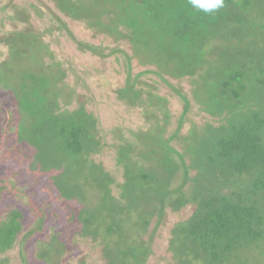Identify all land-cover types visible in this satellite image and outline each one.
I'll list each match as a JSON object with an SVG mask.
<instances>
[{"label":"trees","instance_id":"obj_1","mask_svg":"<svg viewBox=\"0 0 264 264\" xmlns=\"http://www.w3.org/2000/svg\"><path fill=\"white\" fill-rule=\"evenodd\" d=\"M50 1L62 15L97 31L98 25L105 23L102 34L121 35L122 40L141 37L136 44L145 59L142 64L154 67L148 72L162 76L163 84L169 87L172 83L162 72L177 79H200L201 72H214L211 88L206 86L212 97L205 109H216L222 124L195 125L203 131L193 144L177 150L172 143L181 146L180 127L190 120L188 115L194 109L188 97L174 89L184 104L174 135L165 136L169 121L162 119L151 131H132L124 144L117 145L116 162L123 170V179L118 181L94 159L109 146L99 118L76 103L83 94L66 81L63 62L54 60L56 54L43 40L44 32H54V27H30L29 34L1 32L0 49H6L7 54L1 51L8 55L0 63V112L5 118L2 133L7 128L9 134L15 133L18 144H25L20 169L36 178L48 174L57 201L76 205L70 211L75 212L82 238L101 240L99 245L109 264H147L153 255L150 230L155 233L169 211L177 213L188 205L194 207L192 213L171 229L170 264H264V96L255 100L252 95V103L231 88L250 72L264 81V20L248 24L250 30L244 22L263 0H225V8L232 10L238 26L221 39L223 48L215 50L216 36L202 37V33L219 25L220 10L206 15L191 8L188 0ZM21 9L14 6L16 16L22 14ZM34 10L42 17L41 9ZM49 13L58 21L57 30H68L57 13ZM16 16L12 20L19 21ZM248 33L256 45L253 56L251 44L247 45ZM68 34L79 50L104 55L105 48L78 40L70 30ZM132 59L128 58V73L133 69ZM226 73L231 74L224 76ZM137 83L149 91L156 89L153 83ZM139 91L128 81L119 90V97L126 105L124 98H139L137 106L143 110L145 100ZM157 102L161 106L153 110V118L162 114L159 109L164 100ZM135 137L142 138L139 144ZM134 151L143 152L141 159L133 156ZM149 154L157 160L148 162ZM7 184L0 177V202ZM115 189L117 195L113 194ZM21 217V212L14 210L0 220V264H10L4 255L18 241L23 229ZM48 254L44 250L41 259ZM22 258L26 264V255Z\"/></svg>","mask_w":264,"mask_h":264},{"label":"rangeland","instance_id":"obj_2","mask_svg":"<svg viewBox=\"0 0 264 264\" xmlns=\"http://www.w3.org/2000/svg\"><path fill=\"white\" fill-rule=\"evenodd\" d=\"M15 5L21 6L23 9H21L22 14L20 16H16L18 11L14 10ZM263 7L264 0L259 1L249 17L244 20L249 27L248 30H250L248 24H258L264 20ZM35 8L41 9L42 17L36 15ZM229 9V7L222 8L218 16L219 25L205 29V32L202 33V37L216 36L213 39H216L218 45L214 50L222 49L221 39L226 36V33L232 34L235 27L238 26V22L232 18V10ZM50 10L61 17L63 22L67 24L68 30L78 40L105 48L104 55L98 56L89 51L79 50L77 44L69 37L68 30L65 29L61 32L56 29L58 21L51 19ZM14 15L16 18L20 17V20H12V18H15ZM98 26H100V30L97 31L95 28L87 26L86 23L71 20L66 15H62L56 8L55 3L50 0H0V33L4 32V34L10 35L12 31L16 30L23 34H29L30 27L39 28L40 30L54 27V32H44L43 40L48 45L51 53L56 54L57 59L54 58V60L63 62L61 66L66 71V81L80 94H83L81 98L76 100V103L83 104L82 106L86 107L87 112L99 118L101 132L107 135L105 141H108L109 146L105 148L102 154L95 156L94 159L116 176L118 181L122 180L123 170L116 162L118 158L117 145L130 138L132 131L133 134H138L140 129L144 132H148V129L151 131L155 128L156 123L162 119L165 120L164 123L169 121L165 125L168 132L165 136L168 137L171 134L168 137L170 138L174 135L173 130L176 129L178 119L184 109V104L174 89L185 94L194 109L188 115L187 120H190L181 131L182 134L191 136L190 141H194L196 135L203 131L202 129H196L195 125L205 127L208 124V126L217 127L222 124L220 117L214 113L217 112L216 109H205L206 104H209L212 97L209 95L206 86L207 84L211 85L214 72L207 70V75L201 72L200 79L190 77L177 79L162 72L163 77L172 83L171 89L165 83L163 84L162 76L155 72H148L149 70L153 71L154 67H147L142 64L145 59L136 44L141 37H126L123 40L121 39L123 36L117 34L110 37L100 33L104 32L105 23ZM248 30L246 31L249 32ZM248 35L249 42H246L247 45L251 44V56H253V54H256L254 52L256 45L253 44L254 39L251 33H248ZM230 40L234 41L233 38ZM259 46H262L261 43H259ZM1 50L5 53L6 49H0V63L8 57V55L7 57L5 55L7 53L3 54ZM130 57L133 58L130 63L133 69L128 73V58ZM71 69H73L72 72ZM140 74H142L141 78L137 77ZM230 74L223 75L230 76ZM137 80L153 83L156 89L151 90V92L146 86L138 85ZM128 81L131 86H134L135 90H140L141 99L145 100L143 110L137 106L139 98L134 99L133 96L131 99V97L124 98L122 96L127 99L125 100L127 105L120 99L119 90ZM263 83L261 77L250 72L231 88L236 94L240 93L248 102H252L254 101L252 95L255 96V100L261 94L264 96ZM260 87L263 89H260ZM196 93L201 94L203 97H199ZM240 94H238V97L241 96ZM221 96L225 97L227 95L221 93ZM217 97L219 95H216ZM85 99L87 100L85 101ZM157 99L164 100L162 108L159 109L162 114L153 118V110L161 106ZM4 106L9 112H13L12 106L7 103ZM163 114L164 118L162 117ZM4 120V114L0 112V177L5 178V183H8L1 194L0 220L4 219L9 212L18 210L22 214L21 220L23 223V229L19 234L16 245L4 257L8 258L10 264H25L23 263L22 254L26 255V264H107L102 256L101 246L90 239L82 238L81 226L74 219L75 212L70 211L76 205L65 206L57 201V194L50 184L51 180L48 174L36 178L20 169L18 162L23 155L25 144H18L13 137L15 133L9 134L7 128L2 133ZM170 123L171 125L168 126ZM141 139V137H135L138 144ZM180 141L182 140L180 139ZM142 143L144 142L141 141L140 144ZM172 144L177 150H180L181 147H187L185 144L180 146L174 141ZM141 154H143L142 151L133 152L135 158L139 157L141 159ZM155 160H157L156 155H147L148 162L152 163ZM138 161L142 163L140 160ZM113 194L117 195L116 189ZM193 210L194 207L188 205V207L177 213L169 211L162 226L155 233L150 230L149 233L153 234V255L149 258L147 264L171 262L172 257L168 249L170 231L176 223L186 219ZM44 243H46V247L43 246ZM40 247L42 248L40 249ZM55 248H58V253H54ZM44 250L49 254L45 260H42L41 255Z\"/></svg>","mask_w":264,"mask_h":264},{"label":"clouds","instance_id":"obj_3","mask_svg":"<svg viewBox=\"0 0 264 264\" xmlns=\"http://www.w3.org/2000/svg\"><path fill=\"white\" fill-rule=\"evenodd\" d=\"M191 8L206 15H212L225 7V0H188Z\"/></svg>","mask_w":264,"mask_h":264},{"label":"flooded vegetation","instance_id":"obj_4","mask_svg":"<svg viewBox=\"0 0 264 264\" xmlns=\"http://www.w3.org/2000/svg\"><path fill=\"white\" fill-rule=\"evenodd\" d=\"M185 125H183V127H184ZM183 127L181 126L180 127V131H182V129H183ZM180 135L183 137V139H181L182 141H180L181 142V144H185L187 147L189 146V145H191V144H193L194 142H195V140L197 139V137L195 138V140L194 141H190L189 140V138L191 137V136H189V135H187V134H185L184 135V133L182 134V133H180ZM194 138V137H193ZM187 141H188V143H187ZM97 156V155H96ZM95 157V156H94ZM122 179H123V177H122ZM122 181V180H121ZM170 233H171V231H170ZM85 239H90V240H92L93 242H95V243H97L98 245H99V243L101 242V240H94L93 238H91V237H86ZM171 239H172V234H171V236H170V240H169V247H168V249H169V254H170V256L172 257L171 258V260L170 261H172V259H173V253H172V248L170 247V246H172V244L170 243V241H171ZM43 246H45L46 247V243H44L43 244ZM42 247H40V249H41ZM152 250H153V247H152ZM101 251H102V249H101ZM102 256H103V254H102ZM103 258H104V256H103ZM105 259V258H104ZM106 260V259H105ZM168 262V261H167ZM107 264H109L108 262H107ZM168 264V263H167ZM169 264H170V262H169Z\"/></svg>","mask_w":264,"mask_h":264}]
</instances>
